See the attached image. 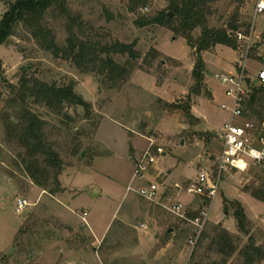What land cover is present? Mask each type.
Returning a JSON list of instances; mask_svg holds the SVG:
<instances>
[{"label":"rangeland","instance_id":"obj_1","mask_svg":"<svg viewBox=\"0 0 264 264\" xmlns=\"http://www.w3.org/2000/svg\"><path fill=\"white\" fill-rule=\"evenodd\" d=\"M66 1L82 18V40L102 46L135 44L141 58L129 81L112 88L102 83L101 77L83 74L71 60L42 50L21 27L9 44L0 45V62L8 84L18 86L25 76L58 86L75 80L76 92L93 105L90 113L67 104L56 111L30 100L32 110L46 122L48 139L64 162L60 182L73 191L66 195L65 189L50 194V189L45 191L33 183L20 164L22 150L5 142L0 121V264H222L225 256L210 246L216 226L230 233L233 229L228 227L235 228L233 201L243 205L251 234L264 247L260 224L264 203L251 196L254 190L264 188V166L226 174L212 208L210 205L208 223L200 237L204 240L193 247L198 236L193 224L136 192L127 193L133 169L125 154L126 144H135L134 132L148 140L144 147L148 148L151 139L156 148H162L165 155L156 156L157 170L152 174L161 188L166 184L170 195L177 194L176 184L185 187L202 172L211 171L222 150L219 134L231 117L223 105L232 106L214 75L228 74L243 64L246 74L257 83L264 65V16L257 20V34L262 36L254 37L248 56L244 43H238L237 50L218 45L203 53L205 80L202 94L196 95L191 92L196 53L187 40L169 27L137 25V21L162 12L171 14L168 0H147L146 6L133 13L132 0ZM253 3L214 1L209 4V27L225 28L236 17L250 23ZM6 10L0 0V22ZM50 22L58 45L64 47L68 35L63 20L51 18ZM201 33V28L196 29L194 38ZM114 58L123 66L132 61L128 54ZM11 96V89L0 79V117ZM159 99L191 105L194 119L185 110L165 107ZM98 132L107 147H99ZM109 151L114 155L94 158ZM238 193L244 194V203L233 200ZM20 198L31 204L22 215L16 211ZM180 199L190 219L201 214L202 198L182 192ZM161 203L167 205L168 201ZM84 212L89 214V227L82 221ZM236 232L238 236L231 234L240 238L238 251L227 258V264H244L240 252L249 237ZM103 235L100 242L95 239Z\"/></svg>","mask_w":264,"mask_h":264},{"label":"trees","instance_id":"obj_2","mask_svg":"<svg viewBox=\"0 0 264 264\" xmlns=\"http://www.w3.org/2000/svg\"><path fill=\"white\" fill-rule=\"evenodd\" d=\"M7 10L0 22V45L9 44L17 35L18 29H24L30 39L35 41L42 50L53 54L55 58L63 57L71 60L74 65L85 75H95L103 78L102 83L115 88L129 81L137 69L135 63L141 58V54L134 49V45L115 44L102 46L99 43H91L82 40L79 32L82 27V18L75 14L66 0H1ZM168 11L173 14L170 18L166 12H162L152 19L137 21L139 27L159 25L169 27L176 34L187 40L188 45L196 53V63L193 70L195 86L192 94L201 95L205 80L206 65L203 53L210 51L218 45L238 49V41L235 34L238 32L249 33L250 23L240 22L234 18L225 28H210L208 17L210 15L209 4L216 0H168ZM147 0H132L130 11L135 12L141 5L146 6ZM58 18L64 22L67 32L66 45L60 47L50 19ZM201 28L202 33L195 39L193 33ZM129 55L132 61L123 66L115 61L117 55ZM27 72V69L24 68ZM0 79L7 83L12 96L7 101L6 111L0 117L5 131V142L9 145H17L22 152L19 153L21 166L32 179L33 183L45 191L50 189V194L64 192L60 182V176L64 170V162L59 153L50 143L46 133V122L32 110L30 100L44 105L52 110L61 111L65 104L82 107L90 113L93 105L87 102L76 92L77 82L71 80L68 84L58 86L47 84L39 79L22 78L18 86L8 84L4 78L3 65L0 62ZM158 102L167 108L185 110L188 116L191 114V105H173L162 99ZM264 88H254L249 101V107H263ZM196 119V118H195ZM251 196L264 203V188L256 189ZM209 204L210 202H207ZM234 218L238 230L249 237L248 244L241 250L240 256L244 264L264 263V247L258 245L251 234L247 213L239 201H233ZM216 226V237L211 243V249L225 256L222 264H227V258L232 257L237 251L239 237H234L227 230L220 231ZM203 238L198 244L203 242Z\"/></svg>","mask_w":264,"mask_h":264},{"label":"built area","instance_id":"obj_3","mask_svg":"<svg viewBox=\"0 0 264 264\" xmlns=\"http://www.w3.org/2000/svg\"><path fill=\"white\" fill-rule=\"evenodd\" d=\"M261 3H264V0H254L249 33L247 35L242 32L235 34L238 43L245 44L246 56L252 49L254 37L262 36L257 34V20L261 15L264 16V8L260 7ZM245 69V65L242 64L228 74L214 75L224 87L227 98L232 101V106L223 105L226 110H230L231 117L219 134L222 150L216 157L211 171L202 172L196 181L185 187L176 184L177 194L170 195L166 190V184L161 188L157 177L151 179L152 170L155 169L157 163L156 156L165 155L162 148H156L153 140H150L147 150L135 162L134 178L146 183L138 189L130 186L128 192H136L141 198L162 205L170 213L193 224L198 234L197 238L192 241L193 247L198 243L208 223L210 205L219 195L226 174L234 171L245 172L253 165L264 166V103L263 107L255 105L254 110L249 107L254 88H264V65L258 74L257 83L252 82ZM241 164L244 165L243 168L240 167ZM182 192L203 199V209L198 217L189 218L187 206L180 199ZM162 200H167L168 204L163 205ZM206 201L210 203L207 204ZM30 206L31 204L26 199L20 198L17 201L16 211L22 215ZM88 216L87 212L82 215V221L87 226L89 225Z\"/></svg>","mask_w":264,"mask_h":264},{"label":"crops","instance_id":"obj_4","mask_svg":"<svg viewBox=\"0 0 264 264\" xmlns=\"http://www.w3.org/2000/svg\"><path fill=\"white\" fill-rule=\"evenodd\" d=\"M138 75V74H137ZM136 75V76H137ZM135 76V77H136ZM211 89H213V93H214V88L213 87H211ZM108 119V118H107ZM123 126V125H122ZM123 128H126V127H123ZM134 134L136 135V137H135V144L132 146V147H130V146H127L128 144H126V147H127V150L125 151V154L127 155L126 156V158H127V161H128V163H129V165L131 166V168L133 169L132 170V175H131V177H130V179H129V184H128V186H127V193H130V192H128V188L131 186V187H133V188H135V186L137 185V184H145L146 182H144V181H139V180H136L135 178H134V168H135V162H136V159L137 158H139L141 155H143V153L145 152V150L147 149V147H144L143 146V144H145V142H147L148 140L146 139V141H145V138L144 137H141V136H138L137 135V133L136 132H134ZM128 139H126V141H127ZM151 140V139H150ZM145 141V142H144ZM97 142H98V145H99V147H101V146H104V147H107L108 145L105 143V142H103V140L100 138V136H99V132H98V136H97ZM101 155H108V156H113L114 154L112 153V152H106L105 154H104V152L102 153V152H100L98 155H95L94 156V158H100V157H102ZM156 169V168H155ZM157 170V169H156ZM158 172V171H157ZM158 175H160L159 173H157ZM155 176L156 175H154V174H152V178L151 179H154L155 178ZM63 186V185H62ZM143 186V185H142ZM63 189H65L66 190V192L64 193L65 195L66 194H69V193H71V192H73L71 189H69L68 187H66V186H63ZM127 193H126V195H127ZM126 195H125V197H126ZM124 197V198H125ZM244 198H245V196H244V194H241V193H238V195H237V197H235L233 200H240L241 202H243L244 201ZM213 203H214V201H213ZM213 203H212V206H213ZM244 203V202H243ZM245 205V204H244ZM212 206H211V208H212ZM89 217V216H88ZM116 217V213H115V215H114V217L113 218H115ZM221 221V220H220ZM220 221H218V223H221ZM89 224V223H88ZM260 224H261V226H262V228L264 229V219H263V217H262V219L260 220ZM88 227H89V225H88ZM84 229H85V227H84ZM108 229V228H107ZM228 229L230 230L231 229V231H232V229H233V231L231 232L232 234H234V235H237L238 236V233L236 232L237 230H238V227H237V224L235 225V228H234V226H233V228H230V226L228 227ZM104 238V235L101 237V238H95L97 241H101L102 239ZM262 264H264V263H262Z\"/></svg>","mask_w":264,"mask_h":264},{"label":"clouds","instance_id":"obj_5","mask_svg":"<svg viewBox=\"0 0 264 264\" xmlns=\"http://www.w3.org/2000/svg\"><path fill=\"white\" fill-rule=\"evenodd\" d=\"M260 7H261V8H264V3H261ZM253 154L255 155V153H253ZM240 167H241V168H243V167H244V165H243V164H241V165H240Z\"/></svg>","mask_w":264,"mask_h":264},{"label":"water","instance_id":"obj_6","mask_svg":"<svg viewBox=\"0 0 264 264\" xmlns=\"http://www.w3.org/2000/svg\"><path fill=\"white\" fill-rule=\"evenodd\" d=\"M172 16H173V14H172V13H171V14H169V17H170V18H172ZM82 156H83V157H85V156H86V154H85V153H83V154H82Z\"/></svg>","mask_w":264,"mask_h":264}]
</instances>
